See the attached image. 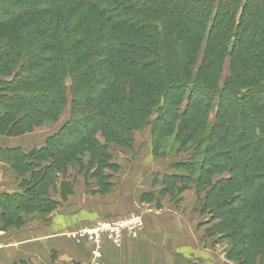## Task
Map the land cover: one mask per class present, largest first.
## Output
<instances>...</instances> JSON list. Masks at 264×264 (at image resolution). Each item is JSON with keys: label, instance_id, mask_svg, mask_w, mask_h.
<instances>
[{"label": "trees", "instance_id": "1", "mask_svg": "<svg viewBox=\"0 0 264 264\" xmlns=\"http://www.w3.org/2000/svg\"><path fill=\"white\" fill-rule=\"evenodd\" d=\"M229 2L231 11L213 0H0V135L32 133L56 122L71 104L69 129L62 130L77 134L74 144H65L78 150L57 148L47 154L54 140L65 136L60 133L36 152L1 151L14 169L32 171L35 179L24 193L1 195L8 198L4 228L23 225L21 219L13 221L10 209L30 211L33 190L37 196L49 194L53 169L66 175L67 166L85 152L97 161L98 177L104 174L103 164L116 171L107 163L110 157L105 161L106 151L113 144L131 147L135 134L148 126L158 157L167 131L181 117L187 121L175 134L179 149L190 144L194 157L206 156L194 183L207 182L218 171L230 175L211 185L205 200L206 206L217 200V208L227 210L221 227L244 256L227 260L257 264L261 258L259 264H264V0L224 4ZM236 8L240 30L232 36L227 32ZM205 38L209 43L196 72ZM226 57L230 75L221 89ZM199 83L205 90L193 87ZM199 93L209 95L210 103ZM185 95L191 106L176 110L173 99ZM215 98L219 104L212 121ZM99 132L103 143L96 140ZM206 142L211 145L204 149ZM39 153L47 155L33 157ZM37 158L39 163H33ZM47 158L52 166L46 168L42 162ZM174 164L171 168L185 169L182 161ZM164 179V190L170 192L183 182L179 173ZM15 200L21 204L14 206ZM38 206L49 213L56 209V203Z\"/></svg>", "mask_w": 264, "mask_h": 264}, {"label": "crops", "instance_id": "2", "mask_svg": "<svg viewBox=\"0 0 264 264\" xmlns=\"http://www.w3.org/2000/svg\"><path fill=\"white\" fill-rule=\"evenodd\" d=\"M148 131L142 132L145 133V144L136 139L131 147L119 146V150H125L121 156L116 155L117 151L113 154L110 151L116 171H105L108 181L104 191L100 186L81 187L77 183L71 192L62 193V186L57 188L54 200L58 206L50 213L48 223H34L33 216H27L22 210L24 212L13 221L21 219L23 225L4 228L8 220L2 219L5 204L1 195L10 197L22 189L12 164L0 156V264H93L92 243L88 239L76 241L67 237L68 233L92 226L100 219L129 213L144 217L145 233L138 237L125 235L120 248L105 242L102 258L97 264H195V259L205 257L203 254L208 244L199 223L201 212H198V206L191 204L194 195L195 202L198 204L200 201L197 186L184 188L182 183H178L175 188L178 193L164 190L165 175L159 176L154 172L167 165L151 155L152 140L146 138ZM29 135L32 133L19 137L0 135V155L4 148L1 142L6 143L5 147L9 149L19 148L28 152V147H23L20 142ZM45 143L36 145L35 149L45 147ZM143 146L147 148L144 155L141 154ZM154 175L157 178L155 184ZM32 177L33 172L26 170L21 179L30 181ZM17 181L18 185L15 184ZM51 191L48 189L49 194ZM151 193L154 196L150 198ZM10 210L14 215L16 211Z\"/></svg>", "mask_w": 264, "mask_h": 264}, {"label": "rangeland", "instance_id": "3", "mask_svg": "<svg viewBox=\"0 0 264 264\" xmlns=\"http://www.w3.org/2000/svg\"><path fill=\"white\" fill-rule=\"evenodd\" d=\"M213 1H214V4L223 3V5H225V7H223V9L225 8L226 11L227 10L231 11L230 8H232V6H233L232 2H229L227 5L224 4V2L227 0H213ZM242 1H248V0H242ZM230 14L231 13H229V15ZM239 15H241V12H240V10H238V8H236L235 14L233 17L234 22L230 26V28L227 32L232 36H234V34L239 32V30H240V28H237V22H239ZM221 20H222V15L217 19V22L219 23V21H221ZM235 21H236V23H235ZM262 27H264V24L262 25ZM241 29H242V26H241ZM206 40L207 39L205 38V40L201 44L202 48H201V51L198 55L197 66L195 69L196 72H197L198 68L200 67V65L202 64L205 53H206L207 45L209 43V42H207L208 40L207 41ZM222 41H223V39H222ZM230 63H231V59L229 57L228 58L226 57L224 59V61H222L223 67H222V71L220 73V79H219V84H218V87H220L221 89H223V87L225 86V82L228 80V76L230 75V70H229ZM197 86L198 87L193 85V87H195V89H199V91L201 92V89H203L202 84L199 83ZM203 90H205V89H203ZM191 91H193V90H191ZM178 93H180V92H178ZM189 94L190 93L188 91L187 95H189ZM178 95H180V94H178ZM187 95L182 96L180 99H173V101L178 102L174 106L176 110L185 111L186 109H188V105L190 104L191 101ZM202 96H203V93L198 94V98L199 97L202 98ZM208 98L210 99V96L205 93L204 98H202V99H205L204 103H210V100ZM194 99H196V98L194 97ZM217 100H219V99L215 98V100L213 101V105H212L214 107V109H213L214 113L211 114V116H210L212 121L215 120V113L218 110V109H215V107L217 108V106L219 104V103L216 104L218 102ZM190 106H191V104H190ZM71 116H72V105L70 104V105H67V107L64 109V112L62 113L61 117L56 122L50 121L49 124H44L40 127L35 128L32 131V135H29V137L28 136L24 137L21 140L20 145H22L23 147L27 146L28 151L31 150V151L36 152V150H37V149H35L36 145H40V144H42V142H47V141L51 142L52 140H54L55 135H59L60 133H62L65 136L61 137V140L59 142L57 140H54L55 144H52V146H54V147L48 153L47 152L46 153L50 154L51 152L56 151L57 148H59L60 150H63V151H64V149H66L67 151H71V153H72L73 151H75L77 149L74 148V149L69 150L68 148H66L67 146L65 143H69V142L75 143L77 140H73V139H75L74 137L77 134H74V135H72L71 133L65 134V132H67V131L64 132L62 130L63 128H66L67 125H69L68 121L71 119ZM180 118H179V120L174 121L175 125L173 127L174 130L172 131L174 133L172 134L171 131L170 132L167 131V133H166L167 138L164 140L166 145H164V147H162V145H161V150L159 151V153H157V155H159L157 158L161 161L162 160L165 161L167 167L163 166L161 168L162 170H160V167H159L157 170L155 169L156 172H154V173H156V174L159 173V176L162 174H164V175L167 174L168 176H172L173 174L177 175L179 173V175L181 176V179L183 181L182 183L185 184V185H183V186H185L184 188L189 187V186L190 187L191 186H197L196 191L198 192L197 195H198L201 203L199 200H198V202H199L198 204L195 202L196 196L194 195L193 196L194 199H192L191 204L198 206L197 207L198 212H201L199 223L201 224V226L203 227V230L205 231L204 236L206 237L208 245L206 246V251L203 254L205 257L201 258L200 260L195 259V261H194L195 264H196V261H198L199 264H221L225 260L228 261L227 259L231 255H234L236 257V259L237 258L242 259L240 257H244V256L238 255V252L235 250L236 246L239 244L234 243V241H232L228 238L227 228L222 229V227H221L226 222L224 219L225 217H223L222 213L227 211V210H223L220 207L217 208L218 207V206H216L217 200L210 202L208 206H206V204H205V200L207 199V194H208L209 190H211L210 186L211 185L212 186L219 185L218 184L219 181H221L224 178H227L229 173H228V171H224V172L218 171V173L211 175L210 178L207 179L208 180L207 182L202 181V182H199L197 185L194 183L195 181H198L197 179H199L200 175H201L200 171L196 168H199L200 161H202V159L204 160V158H206V156L200 155V156L194 157L193 156V154H194L193 150L194 149L190 148L191 147L190 144H188V146H185V148H183L182 150L179 149L180 144H176L175 134L179 130V126L181 127L182 123H185L187 121V118H185L182 122L180 120ZM66 129H69V127ZM145 130L146 131L149 130L148 131L149 133L146 136V138L151 139L153 141L155 136H154V133L152 132V126L146 127ZM145 130L135 134V136H134L135 141L137 139L139 141V143H141V144L146 143L145 139H144L145 133H142ZM209 130H210V128H207V131H209ZM84 132L86 133V131H84ZM182 135L184 136L185 133ZM21 136H23V135H21ZM49 139H51V140H49ZM96 140L100 141L101 143L104 142V139L101 137L100 132L97 134ZM152 141H150V143H152ZM1 143H2V147H4L3 149H9V148L5 147L6 143H4V144H3V142H1ZM134 143H136V142H134ZM209 145H211V143L206 142L204 144L203 148L206 149L207 147H209ZM118 147L119 146L115 145V144L110 146L108 151H106L109 156H108V159H106L105 161H107V160L109 161V159L111 158L110 151L112 152V154L117 151L116 155L119 154L120 156L123 154V152L125 150H122V149L119 150ZM3 149H1V151H3ZM59 149H57V150H59ZM152 149H153V144H151L150 150L152 151L151 155H154ZM146 151H147L146 146L145 147L143 146V151L141 152V154L145 153ZM47 154H43V155L46 156ZM81 154H82V157L79 156L80 158H78L80 160L76 159L75 161H72L69 166H67L68 172L65 175V177L57 175L56 170L53 169V172H54L53 177L54 178L52 181L53 183L50 185V188H49L50 190L52 189L50 194H48L47 196L38 194L39 196H37L36 191L35 190L32 191L31 196H34L33 197L34 198L33 204L29 205L31 207V208L29 207L30 211L25 210V212L27 213V216H28V214L33 216V222L34 223H38V224H39V222H41V223L47 222L48 223L50 213L42 211V209H40L38 205H40L41 208H43V207L49 208L52 206V203H56V207H57L58 203L54 200V193L56 192L57 188H59L61 186L63 188L62 193L71 192L72 186H74L76 183H77V185H79L81 187L84 185H87V187H90V188L93 187L94 185L100 186L102 188V191H104L106 181H108V177L106 178V176H105V171L106 170L112 171V169L103 164L102 167H103V173L104 174L102 177H98L97 175H95L97 161L93 160L92 156L89 153L86 154L84 152ZM1 155H2V152H1ZM39 155H41V153L33 154V157H42L43 156V155L42 156H39ZM163 155H165V157ZM3 156H5L4 158L6 160V154L5 153ZM114 157H115V155H114ZM209 157H211V156H207V158H209ZM111 160L112 159H110V161L107 163L110 166L114 167V164L112 163L113 161L111 162ZM32 161L35 164L39 163L38 158L32 159ZM181 161L185 165V169L180 168L181 170H177L176 168H171L172 166L177 165V164H174V162L178 163ZM75 162H77V163H75ZM42 163H44V162H42ZM110 163H112V164H110ZM195 163H197V164H195ZM51 164H52V160H49L47 158L46 162L43 165H44V167L47 168V167H51L52 166ZM190 168H192V170H191L192 172H189V170H187ZM135 169L136 168L134 167L133 170H135ZM51 170H52V168H51ZM15 171L17 173V179L21 181L22 191H20V193H24L25 188L29 187L31 182L34 183L35 179L33 178V181H32V179L30 181H24L21 179V176H23V171L21 170V172H19L16 169H15ZM58 174H60V173H58ZM155 176L156 175H154V177H153L154 178L153 184H155V182L157 181V178H155ZM61 178H63L62 181H60ZM164 178H165V176H164ZM164 178H163V180H165ZM170 182H172V181H170ZM15 184L18 185V181ZM206 185H208V186H206ZM177 190H175V192L178 193ZM152 196H154L153 193H151V195H149L150 198ZM2 198H4L3 202H6L8 199L7 196H3ZM18 204H21V202L15 200L13 205L15 206ZM23 206L27 207L26 205H23ZM23 212L24 211H22V210L19 211L18 214H16L14 212V218L19 217L18 215L23 213ZM131 214H135V213H129V214H126L124 216L107 217L106 219L121 218V217H126V216L131 215ZM142 233L143 234L145 233V228L142 231ZM234 247H235V249H234ZM259 259H261V258H258L257 264H259ZM202 261H204V262L202 263ZM232 264H237V263L232 262ZM260 264H261V262H260Z\"/></svg>", "mask_w": 264, "mask_h": 264}, {"label": "built area", "instance_id": "4", "mask_svg": "<svg viewBox=\"0 0 264 264\" xmlns=\"http://www.w3.org/2000/svg\"><path fill=\"white\" fill-rule=\"evenodd\" d=\"M144 228V217L141 214H131L121 218L100 219L92 226L81 227L69 232L67 237L76 241L88 239L93 245V264H97L102 258V248L105 242H109L115 248H120L125 235L138 237Z\"/></svg>", "mask_w": 264, "mask_h": 264}, {"label": "water", "instance_id": "5", "mask_svg": "<svg viewBox=\"0 0 264 264\" xmlns=\"http://www.w3.org/2000/svg\"><path fill=\"white\" fill-rule=\"evenodd\" d=\"M95 264V263H94ZM221 264H232L231 262H229V261H223Z\"/></svg>", "mask_w": 264, "mask_h": 264}]
</instances>
